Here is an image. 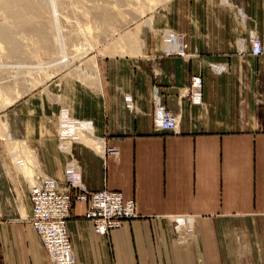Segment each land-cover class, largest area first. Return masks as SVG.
I'll return each mask as SVG.
<instances>
[{
	"label": "crops",
	"instance_id": "0c3cea01",
	"mask_svg": "<svg viewBox=\"0 0 264 264\" xmlns=\"http://www.w3.org/2000/svg\"><path fill=\"white\" fill-rule=\"evenodd\" d=\"M164 1L144 55L105 57L89 84L41 85L5 110L0 264H51L29 221L38 176L135 200L108 235L73 202L76 264H264V55L250 52L264 0ZM163 107L176 132L158 128Z\"/></svg>",
	"mask_w": 264,
	"mask_h": 264
},
{
	"label": "rangeland",
	"instance_id": "374dc122",
	"mask_svg": "<svg viewBox=\"0 0 264 264\" xmlns=\"http://www.w3.org/2000/svg\"><path fill=\"white\" fill-rule=\"evenodd\" d=\"M30 2L41 6L43 10L38 11L41 14L37 15L39 17L32 11L25 12L24 18L27 17L25 21H29L32 27L35 26L34 28L43 27L49 32L53 45L50 44L52 49L43 46L29 22L28 26L31 29L19 26L17 28L14 24H12L14 28L10 27L12 20L9 23L7 12L0 6V26H7L9 30L12 28L14 40L16 39L21 47L19 53L13 55L9 53V44L0 39L1 144L6 142L4 113L11 105L3 108L5 104L11 101L12 104L15 103L26 93L41 85H65L71 81L89 84L97 76L99 61L105 57L144 55L148 49L146 38L149 25L153 21V13L165 1L155 0V3H150L149 0H33ZM36 2L40 4L37 5ZM16 4H13L15 9L13 7L12 9L18 11L20 4ZM134 39L136 42L133 46ZM133 48L135 54H131ZM63 54L69 58L68 66L59 64V55ZM78 66L86 69L89 75L80 74ZM18 143L11 144V154L18 152L21 155L18 157L21 158L19 161L21 162L27 153L23 154L22 151L20 153ZM18 158L14 159V162ZM33 183L34 179L29 178V184Z\"/></svg>",
	"mask_w": 264,
	"mask_h": 264
},
{
	"label": "built area",
	"instance_id": "2783aa9c",
	"mask_svg": "<svg viewBox=\"0 0 264 264\" xmlns=\"http://www.w3.org/2000/svg\"><path fill=\"white\" fill-rule=\"evenodd\" d=\"M250 52L253 55H264V47L258 39L252 41ZM190 80L192 87H201L199 75H193ZM178 125V115L166 107L161 108L158 128L176 132ZM108 152L114 153V150L109 149ZM29 200L30 224L51 264H76L66 225L74 201L86 202L85 218L100 235H108L113 229L122 227L124 221L137 216L135 200L125 197L119 190L104 187L88 191L78 187L76 192L71 193L60 189L58 183L48 176H38L34 179L29 188Z\"/></svg>",
	"mask_w": 264,
	"mask_h": 264
},
{
	"label": "bare ground",
	"instance_id": "6f19581e",
	"mask_svg": "<svg viewBox=\"0 0 264 264\" xmlns=\"http://www.w3.org/2000/svg\"><path fill=\"white\" fill-rule=\"evenodd\" d=\"M30 1H33V0H30ZM29 0H0V6L7 12L6 14L8 15V17L7 18H10L9 19V23H11V26L10 27H12V28H14V26H12V24H14V25H16V27L17 26H19V27H21V28H27V29H31V27H32V25H31V23L29 22V21H25V19L27 18H24V15H25V12H33L34 14H36V16L39 14V12L38 11H41V10H43V8L41 7V6H36V5H34V3L32 4V2H30ZM150 1V3H152V2H154L155 3V0H149ZM17 3V4H16ZM37 3V2H36ZM39 3V2H38ZM38 3H37V5H38ZM157 3H159V2H157ZM156 3V4H157ZM13 4L15 5H18V4H20V8H18V7H16V8H18V9H20V10H18V9H16V10H18V11H15V10H13L12 9V7H13ZM40 4V3H39ZM42 5V4H41ZM14 9H15V6L13 7ZM5 14V15H6ZM27 15V14H26ZM39 15H41V14H39ZM45 15V14H44ZM43 16V15H42ZM33 17V16H32ZM32 17H31V19H32ZM37 17H39V16H37ZM36 17V18H37ZM34 18V17H33ZM43 18V17H42ZM35 19V18H34ZM10 20H12L11 22H10ZM33 21V20H32ZM28 22L30 23L29 25H31V27L30 26H28ZM34 22V21H33ZM34 24V23H33ZM35 24H36V22H35ZM1 25H3V24H1ZM41 26H44V25H42L41 24ZM46 26V25H45ZM15 27V28H16ZM35 27V26H34ZM34 27H32V30L34 31V32H36L37 34V36L39 37V42H41V43H43L44 45L43 46H45L46 48H48V49H52L51 47H50V44L51 45H53V42H52V39H51V36L49 35V32H47L43 27H36V28H34ZM11 28V29H12ZM18 28V27H17ZM17 28H16V30H17ZM11 29L9 30V28L7 29V26L6 27H3V26H0V39L4 42V43H7V44H9V49H10V52L9 53H12L13 55H15V54H18L19 53V51H20V46H19V42L17 43L15 40H14V37L15 36H13V34H12V32L13 31H11ZM35 36V35H34ZM37 37V38H38ZM36 37H35V39H37ZM6 44V45H7ZM59 47V46H58ZM63 53V50H62V52H61V54ZM33 54V53H32ZM12 55V56H13ZM60 57H59V60H60V62H59V64H64L65 66H68L67 64H68V62H69V58H67L66 57V54L64 55H59ZM58 62V61H57ZM57 64V63H56ZM54 65V64H53ZM21 96V95H20ZM9 104H12V101L11 102H9V103H7V104H5L4 106H3V108H5L6 106H8ZM18 157V156H17ZM15 158V157H14ZM18 162V161H17ZM34 230V229H33ZM98 234V233H97ZM100 235V234H99Z\"/></svg>",
	"mask_w": 264,
	"mask_h": 264
}]
</instances>
